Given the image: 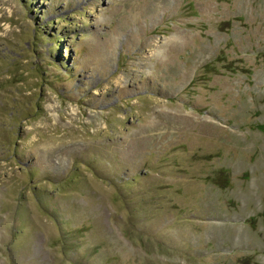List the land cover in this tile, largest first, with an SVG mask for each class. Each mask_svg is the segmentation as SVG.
<instances>
[{
    "label": "rangeland",
    "instance_id": "obj_1",
    "mask_svg": "<svg viewBox=\"0 0 264 264\" xmlns=\"http://www.w3.org/2000/svg\"><path fill=\"white\" fill-rule=\"evenodd\" d=\"M264 0H0V264H264Z\"/></svg>",
    "mask_w": 264,
    "mask_h": 264
},
{
    "label": "trees",
    "instance_id": "obj_2",
    "mask_svg": "<svg viewBox=\"0 0 264 264\" xmlns=\"http://www.w3.org/2000/svg\"><path fill=\"white\" fill-rule=\"evenodd\" d=\"M259 128H260L261 130H264V126H263V125H262V126H260Z\"/></svg>",
    "mask_w": 264,
    "mask_h": 264
}]
</instances>
